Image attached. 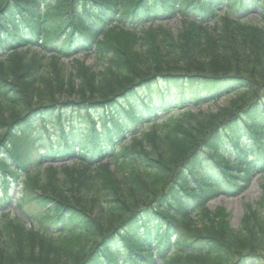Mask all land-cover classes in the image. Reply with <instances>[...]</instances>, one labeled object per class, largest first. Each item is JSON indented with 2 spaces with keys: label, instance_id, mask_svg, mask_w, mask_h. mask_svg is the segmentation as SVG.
Returning a JSON list of instances; mask_svg holds the SVG:
<instances>
[{
  "label": "trees",
  "instance_id": "obj_1",
  "mask_svg": "<svg viewBox=\"0 0 264 264\" xmlns=\"http://www.w3.org/2000/svg\"><path fill=\"white\" fill-rule=\"evenodd\" d=\"M256 170L264 0H0V264H264V186L237 226L206 205Z\"/></svg>",
  "mask_w": 264,
  "mask_h": 264
},
{
  "label": "rangeland",
  "instance_id": "obj_2",
  "mask_svg": "<svg viewBox=\"0 0 264 264\" xmlns=\"http://www.w3.org/2000/svg\"><path fill=\"white\" fill-rule=\"evenodd\" d=\"M251 20L254 23H260V20L255 16H251ZM175 24H178V19H176L175 22L172 23V26L175 27ZM32 53H37L38 55H44L45 61H47V58L51 54H53V52L45 51L41 47H34L30 49L27 55L30 56ZM76 58L82 59V55L81 54L76 55ZM71 61L72 58L70 57L59 58V64L62 65L64 72L69 71L71 66ZM85 62L87 64L88 63L94 64L96 60L88 57L86 58ZM60 97L62 98V96ZM12 185H13L12 191H14L16 189V185L15 184ZM262 185H264V175L260 173H254L251 177L250 182L248 183L247 188L241 194L231 197L228 196L217 197L209 202V208L213 209L216 207H220L221 211L223 212V215L227 219V222L231 226H237L240 221L243 205L245 203H250L254 205L255 200L258 198L261 192ZM24 208L27 210L28 213H32V211L28 209L26 206H24ZM0 218H2V216H0ZM34 225L38 227L36 223H34Z\"/></svg>",
  "mask_w": 264,
  "mask_h": 264
}]
</instances>
